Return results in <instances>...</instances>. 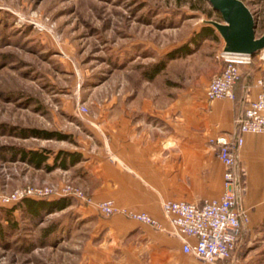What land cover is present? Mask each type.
Here are the masks:
<instances>
[{
	"label": "rangeland",
	"instance_id": "obj_1",
	"mask_svg": "<svg viewBox=\"0 0 264 264\" xmlns=\"http://www.w3.org/2000/svg\"><path fill=\"white\" fill-rule=\"evenodd\" d=\"M242 1L260 37L264 0ZM207 20L223 22L208 0H0V264H68V227L81 221L76 207L31 218L13 209L19 201L4 204L3 197L25 187L53 191L30 199L80 202L55 195L72 184L67 175L55 182L56 169H36L6 148L81 152L98 143L89 119L113 110L118 98L206 89L223 67L224 45L214 27L216 39L198 37L212 26ZM262 53L253 56L254 66ZM158 61L166 67L148 84L143 72ZM31 128L68 139L24 137Z\"/></svg>",
	"mask_w": 264,
	"mask_h": 264
},
{
	"label": "crops",
	"instance_id": "obj_2",
	"mask_svg": "<svg viewBox=\"0 0 264 264\" xmlns=\"http://www.w3.org/2000/svg\"><path fill=\"white\" fill-rule=\"evenodd\" d=\"M262 54L258 65L252 64L254 58L240 65L234 99L209 100L203 86L189 87L174 97L118 98L113 110L89 119L98 143L80 148L83 160L73 168L51 172L55 182L67 175L91 200L85 204L74 197L78 204L56 212L76 207L74 216L81 220L68 227V264H264V133L243 134L237 151L248 239L232 261L205 262L185 253L161 210L165 200L200 205L221 195L225 167L216 139L237 133L236 118L259 93L255 79L264 74ZM107 199L119 208L148 213L162 229L122 213L101 214L97 204Z\"/></svg>",
	"mask_w": 264,
	"mask_h": 264
},
{
	"label": "built area",
	"instance_id": "obj_3",
	"mask_svg": "<svg viewBox=\"0 0 264 264\" xmlns=\"http://www.w3.org/2000/svg\"><path fill=\"white\" fill-rule=\"evenodd\" d=\"M223 67L208 82L205 94L209 100L234 99V86L240 76V65L249 64L252 58L246 55H232L221 52ZM260 91L255 99L245 105L236 118L237 133L227 138L216 139L217 157L225 167L222 193L218 198L205 199L200 205L183 200H165L161 204L163 215L169 221L172 231L183 241L182 249L205 262L218 260L232 261L239 244L247 233L248 216L242 206L244 194V172L238 165L237 151L243 144V134L264 133V74L255 79ZM53 193L51 189L32 187L18 188L2 198L10 205L22 199ZM56 196H73L90 203V199L77 186L64 184L55 188ZM100 213L111 216L122 213L128 219L147 224L154 229H162L160 221L144 211L119 208L111 199L97 204ZM185 237L192 238L188 241Z\"/></svg>",
	"mask_w": 264,
	"mask_h": 264
},
{
	"label": "trees",
	"instance_id": "obj_4",
	"mask_svg": "<svg viewBox=\"0 0 264 264\" xmlns=\"http://www.w3.org/2000/svg\"><path fill=\"white\" fill-rule=\"evenodd\" d=\"M256 20V17H254ZM198 37L202 39H216L217 34L213 26H204ZM181 52L182 49H181ZM166 67V61H158L149 65V68L143 72V79L146 81H153L160 72ZM238 81V80H237ZM24 137H35L42 139H56L66 140L68 135L59 131H50L45 129L31 128L27 130ZM7 153L11 154L12 158L19 156L21 160L25 161L29 165L36 169H43L46 172H51L55 169L68 170L83 160V155L79 151L59 149L55 152L49 149H27L23 147H7ZM50 158L52 159L49 162ZM72 199L70 197H58L50 201L34 200L30 198L19 201L13 209H20L24 213L31 217H39L41 213H52L61 211L71 206ZM8 217L12 215V211H8ZM8 222V221H7Z\"/></svg>",
	"mask_w": 264,
	"mask_h": 264
},
{
	"label": "water",
	"instance_id": "obj_5",
	"mask_svg": "<svg viewBox=\"0 0 264 264\" xmlns=\"http://www.w3.org/2000/svg\"><path fill=\"white\" fill-rule=\"evenodd\" d=\"M223 22L207 20L224 41L222 51L253 57L264 49V33L255 37L256 20L242 0H208Z\"/></svg>",
	"mask_w": 264,
	"mask_h": 264
}]
</instances>
